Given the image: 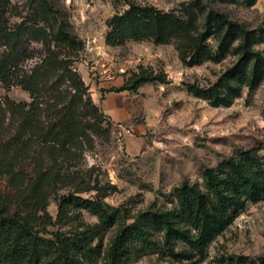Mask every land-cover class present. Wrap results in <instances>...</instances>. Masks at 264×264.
Segmentation results:
<instances>
[{
    "label": "trees",
    "instance_id": "obj_1",
    "mask_svg": "<svg viewBox=\"0 0 264 264\" xmlns=\"http://www.w3.org/2000/svg\"><path fill=\"white\" fill-rule=\"evenodd\" d=\"M207 5L189 62L221 60L225 50H214L207 40L217 35L230 43L237 35L244 60L254 58L250 83L257 85L264 52L251 50L256 32L213 2ZM60 30L73 42L72 33ZM193 32L184 20L131 4L116 15L106 41L165 42L190 39ZM59 45L43 11L11 23L0 9V84L20 87L30 97H0V264H133L151 256L165 264H203L212 243L248 204L264 200V145L239 149L217 167L205 168L203 186L187 181L176 186L172 209L112 205L106 197L115 186L86 161L97 138L110 134V122L76 68V54ZM156 82L166 79L141 68L111 90L138 92ZM189 90L201 98L212 95L208 89ZM240 95L239 87L229 86L217 103L229 105ZM52 199L58 203L56 217L49 211ZM83 212L97 221H86ZM110 232L113 239L105 243ZM218 262L264 264V256Z\"/></svg>",
    "mask_w": 264,
    "mask_h": 264
},
{
    "label": "rangeland",
    "instance_id": "obj_2",
    "mask_svg": "<svg viewBox=\"0 0 264 264\" xmlns=\"http://www.w3.org/2000/svg\"><path fill=\"white\" fill-rule=\"evenodd\" d=\"M213 2L234 22L256 32L251 50L264 52V0L249 5L248 0H0L11 23L43 11L65 53L76 54L75 66L89 85L94 101L110 122V134L97 138L96 147L86 155L88 166L95 165L105 183L115 186L106 200L127 205L134 211L147 208L172 209V191L183 182L203 186V171L217 167L242 148L264 145V68L259 83L251 86L254 58L244 60L236 35L230 43L211 36L207 42L225 50L219 61L191 64L196 33L203 29L205 5ZM131 4L152 7L181 19L194 30L192 38L174 36L168 41L126 40L108 44L106 37L118 13ZM208 6V5H207ZM60 26L72 33L67 40ZM145 68L165 77L138 92L117 93L111 89L135 71ZM229 86L241 95L229 105L218 104ZM208 89L201 98L190 88ZM29 100L20 87L5 89L0 97ZM121 114H117V111ZM52 199L49 211L57 215ZM88 222L97 217L83 212ZM114 236L105 237L109 243ZM264 256V200L249 203L228 229L209 248L203 264L226 257ZM224 261V260H223ZM133 264H165L156 256L143 257Z\"/></svg>",
    "mask_w": 264,
    "mask_h": 264
},
{
    "label": "crops",
    "instance_id": "obj_3",
    "mask_svg": "<svg viewBox=\"0 0 264 264\" xmlns=\"http://www.w3.org/2000/svg\"><path fill=\"white\" fill-rule=\"evenodd\" d=\"M124 82H125V80H124L121 84H119V85H117V86H115V87H119V86L123 85ZM146 85H149V84H146ZM146 85H144V86H146ZM144 86H142V87H144ZM142 87H141V88H142ZM141 88H140V89H141ZM140 89H139V90H140ZM114 92H117V91H114ZM121 92H130V91L124 90V91H120V92H117V93H121ZM117 114H121L120 109H119V111H117Z\"/></svg>",
    "mask_w": 264,
    "mask_h": 264
}]
</instances>
